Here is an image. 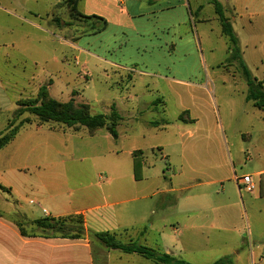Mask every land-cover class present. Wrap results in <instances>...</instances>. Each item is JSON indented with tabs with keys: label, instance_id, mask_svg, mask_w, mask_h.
Here are the masks:
<instances>
[{
	"label": "rangeland",
	"instance_id": "rangeland-1",
	"mask_svg": "<svg viewBox=\"0 0 264 264\" xmlns=\"http://www.w3.org/2000/svg\"><path fill=\"white\" fill-rule=\"evenodd\" d=\"M122 1L115 6L125 18H132L126 28L107 23L116 16L107 11L116 13L114 0H90V11L102 12L107 18L106 29L93 35L97 24L72 16L68 0H0V137L9 134L25 119L29 123L19 131L44 126L45 130L54 132L53 136L35 139L33 143L47 142L50 147L68 154L69 160L85 167V177L95 168L109 166L107 159L98 158L106 147L119 153L116 158L121 164L128 163L130 152L136 156L144 153L143 168L148 182L155 190L166 191L171 185L178 187L173 170L183 163L181 147L216 145L209 127L210 121L215 119L224 128L218 138L227 147L229 166L234 165L236 176L252 174L255 151L249 126L251 119L257 113L262 116V112L246 104L245 80L238 63L229 60V41L221 34L213 6L208 5V0H188L189 8L176 6L162 18L155 10L177 5V0ZM83 2L81 0L78 7L81 13ZM195 2L204 6L202 11H195ZM234 31L240 39L241 57L251 76L264 78V46L256 49L258 56L252 55L246 32L238 25ZM108 63L127 70L110 67ZM36 76L43 83H32L34 87L29 86L27 91V80ZM47 78L53 80L50 94L57 102L72 101L76 106H86L90 115L107 117L114 105L120 117L115 126L116 136L108 132L109 120L104 128L90 133L84 127L41 125L28 113L16 117L18 104L36 99L40 87L48 92ZM68 90L74 91L65 98ZM59 93L63 94L61 99L57 96ZM190 118L197 121L186 122ZM166 156L169 158L165 159ZM118 165L116 163L115 167ZM122 170V173L126 170L123 165ZM188 170L186 166L184 171L188 173ZM125 182L128 184L127 180ZM215 191L217 188L211 190ZM239 193L240 208L249 212L243 240L245 246L255 252V235L264 233V216L254 213L261 202L247 200L245 196L252 195ZM176 194L184 198L189 192ZM231 194L236 195L233 188ZM154 199L146 205L156 208ZM180 203L181 207H187L186 201ZM130 205L136 209L148 208L143 202ZM13 219L24 236L53 235L42 231L36 226V220L22 213L14 214ZM75 219L73 222L77 221ZM242 264L249 263L243 261Z\"/></svg>",
	"mask_w": 264,
	"mask_h": 264
},
{
	"label": "crops",
	"instance_id": "crops-1",
	"mask_svg": "<svg viewBox=\"0 0 264 264\" xmlns=\"http://www.w3.org/2000/svg\"><path fill=\"white\" fill-rule=\"evenodd\" d=\"M121 1L114 0L113 11L118 10L115 4L121 5ZM209 1L208 5H211ZM217 1L222 5L239 44L235 25L246 32L253 49L252 55L258 56L256 49L264 46V0ZM179 2L177 0V5L155 11L165 18L176 6L189 8L188 0ZM194 7L195 11L200 12L204 6L195 2ZM82 11L80 13L85 16L107 19L102 12L90 11V0H84ZM107 11L116 15L112 22L107 21L108 25L126 28L131 24L132 18H125L123 12ZM216 19L218 21L217 16ZM108 64L127 70L126 67ZM131 71L145 75L140 71ZM76 77L80 78L78 73ZM257 80L264 84V78ZM47 81L49 96L54 98L50 94L53 80L47 78ZM35 82L36 85L43 83L38 76L31 78L27 80V91ZM34 89L37 91L38 88ZM73 91L68 90L65 98ZM62 95L59 93L57 96L61 99ZM246 104L256 112H262V116L257 113L249 126L254 135L252 147L255 163L253 173L243 175H250L256 188L251 197H245L261 202L260 208L254 213L264 216V111L255 108L251 102ZM190 120L192 122H186L197 121ZM31 127L22 128L0 150V187L5 188L0 189V264H155L135 253L106 248L100 241L89 237V234L101 233L115 235L117 240L125 244L136 242L190 264H213L224 259L229 264H242L243 261L264 264V233L255 235V252L245 246L243 240L249 212L240 208V193L235 182V177L240 176L234 173L233 164L229 166L227 147L218 138L220 132H224L222 123L218 125L215 119L209 123L216 145L181 147L183 163L173 170L178 187L171 185V189L166 191H157L148 182L146 169L143 168L146 159L144 153L135 157L130 152L128 163L121 164L116 158L119 153L114 148L106 147L107 150L100 152L98 158L101 161L107 159L109 166L95 168L89 177H85V167L73 159L69 160L68 154L57 147H50L47 142L43 145L33 143L35 139L53 136L54 132L45 130L44 126ZM248 139H252L251 136ZM159 153L161 155V151ZM116 163L119 164L117 167ZM135 164L141 167L139 180L133 177ZM122 165L126 169L124 173ZM186 166L188 173L184 171ZM122 179L127 180L128 184ZM130 181L134 182V191ZM142 182L145 184L142 185ZM230 187L236 195L231 194ZM214 188L219 193H212ZM181 192L189 194L180 198L176 193ZM154 198L156 208L147 206ZM181 200L186 201L187 207H181ZM133 202H143L148 208H133L130 205ZM19 213L31 220L81 217L85 235L78 239L59 235L44 238L24 236L13 219L14 214Z\"/></svg>",
	"mask_w": 264,
	"mask_h": 264
},
{
	"label": "trees",
	"instance_id": "trees-1",
	"mask_svg": "<svg viewBox=\"0 0 264 264\" xmlns=\"http://www.w3.org/2000/svg\"><path fill=\"white\" fill-rule=\"evenodd\" d=\"M70 4L71 15L79 17L84 21H93L97 24V28L92 33L98 34L106 29V21L98 16H85L78 11V0H68ZM209 3L213 6L214 13L218 18L221 27V34L229 41L230 61H236L241 70L242 76L247 86V93L245 96L246 102H251L253 106L259 110L264 111V84L256 78L252 77L247 66L245 65L239 48V42L235 36L229 19L225 16L222 5L217 0H210ZM56 24H60L55 20ZM18 111L16 117H20L24 113L33 116L39 124H58L67 128L84 127L90 133L105 127L106 121H110L108 132L111 136H116L115 126L116 122L120 119L116 112L114 105L111 106L109 117L105 115H90L86 106H76L69 101L67 103H60L49 97L47 89L40 87L38 90L37 98L29 100L25 103L17 105ZM187 112V111H184ZM180 120V119H179ZM181 121V120H180ZM188 122H192L189 120ZM29 120L25 119L10 131L9 134L0 137V150L6 147L16 136L19 129L28 124ZM153 125L158 126L157 123ZM10 127V126H9ZM139 152V151H136ZM141 152V151H140ZM141 155V154H139ZM136 157V155H133ZM138 156V155H137ZM133 177L135 180L140 179V165L135 164L133 168ZM76 218L74 221L72 219ZM68 217L62 219H38L35 224L42 231L50 232L53 235L57 234L62 238L78 239L84 234L83 223L80 217ZM71 219L70 221H68ZM22 234V233H21ZM92 238L100 241L106 248L117 249L124 253H135L143 258L153 261L156 264H190L183 260L170 257L165 254H160L148 247L139 245L136 242L129 241L122 243L115 238V235L109 233L90 234ZM227 259L217 261L213 264H229Z\"/></svg>",
	"mask_w": 264,
	"mask_h": 264
},
{
	"label": "built area",
	"instance_id": "built-area-1",
	"mask_svg": "<svg viewBox=\"0 0 264 264\" xmlns=\"http://www.w3.org/2000/svg\"><path fill=\"white\" fill-rule=\"evenodd\" d=\"M235 182L237 184L239 192H244L251 195L255 191V182L250 175L235 177Z\"/></svg>",
	"mask_w": 264,
	"mask_h": 264
}]
</instances>
